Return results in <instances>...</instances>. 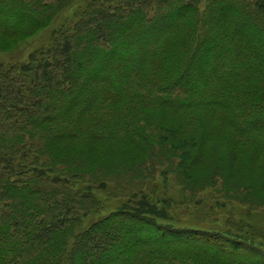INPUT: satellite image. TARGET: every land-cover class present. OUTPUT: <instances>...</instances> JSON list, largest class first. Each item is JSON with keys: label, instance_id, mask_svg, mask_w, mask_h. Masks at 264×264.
<instances>
[{"label": "trees", "instance_id": "1", "mask_svg": "<svg viewBox=\"0 0 264 264\" xmlns=\"http://www.w3.org/2000/svg\"><path fill=\"white\" fill-rule=\"evenodd\" d=\"M75 1L0 0V52ZM209 187L264 217V0H90L0 60V264H264V225L159 222ZM98 195L125 202L81 228Z\"/></svg>", "mask_w": 264, "mask_h": 264}, {"label": "rangeland", "instance_id": "2", "mask_svg": "<svg viewBox=\"0 0 264 264\" xmlns=\"http://www.w3.org/2000/svg\"><path fill=\"white\" fill-rule=\"evenodd\" d=\"M89 1L90 0L75 1L70 7L61 11L48 27L38 31L34 36L27 40H23L14 45V47L8 51L0 52V60L9 63L26 61L31 52L46 48L51 44L55 32H57L61 26L71 25L80 18L81 13L84 11L86 4ZM122 56L125 57L123 54ZM108 72L112 74L113 68H109ZM137 158L139 159V156H137ZM138 162L139 161L136 159L129 160V165H125V171H129V174L123 178L120 173H116L114 177L115 182L120 181L121 179L122 181L126 180L128 176H131L132 172L134 173L138 171L136 168ZM159 174L160 170L157 169L154 173L156 179L148 184V190L154 193V189H156L154 196L163 198V194H165V196L173 200V202H184L188 196L186 195L188 191L184 192L179 187L177 179L172 181L173 178L171 179V177H169L170 181H167V186L163 188L162 178ZM198 196H200V194ZM97 197L102 200L101 210L85 218L81 228L90 226V224L98 220V218L122 207L125 202V200L109 198L104 195H98ZM220 197L216 191L214 192L213 188H206L203 194H201L202 202L199 205H174L167 213L166 220L162 219L159 222L168 225L170 224L168 222H172L173 224L186 227L224 231L228 229L227 222L232 219L229 218V214H232L235 218H238V220L243 221L245 224H254L256 226L264 225V217L259 212H250L247 208L236 204L232 205L225 203ZM158 209L161 214L162 211L165 212L163 206L158 207Z\"/></svg>", "mask_w": 264, "mask_h": 264}]
</instances>
